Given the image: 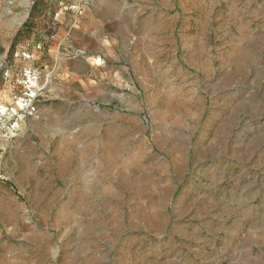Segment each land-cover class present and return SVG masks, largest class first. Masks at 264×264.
I'll return each instance as SVG.
<instances>
[{
    "label": "rangeland",
    "instance_id": "obj_1",
    "mask_svg": "<svg viewBox=\"0 0 264 264\" xmlns=\"http://www.w3.org/2000/svg\"><path fill=\"white\" fill-rule=\"evenodd\" d=\"M35 1L0 0V264H264V0H43L10 52ZM74 14L120 82L52 72Z\"/></svg>",
    "mask_w": 264,
    "mask_h": 264
},
{
    "label": "crops",
    "instance_id": "obj_2",
    "mask_svg": "<svg viewBox=\"0 0 264 264\" xmlns=\"http://www.w3.org/2000/svg\"><path fill=\"white\" fill-rule=\"evenodd\" d=\"M60 23L58 32L48 41V55L56 65L52 71L55 75L63 82L68 77L80 87L85 82H94L96 71L102 70L100 74L112 77V83L120 82L116 39L111 31H107L113 25L107 15L101 19L97 14H74L68 19L62 17ZM94 60H100L101 70L94 68ZM88 69L91 72L88 73ZM56 93L68 95L61 89Z\"/></svg>",
    "mask_w": 264,
    "mask_h": 264
},
{
    "label": "trees",
    "instance_id": "obj_3",
    "mask_svg": "<svg viewBox=\"0 0 264 264\" xmlns=\"http://www.w3.org/2000/svg\"><path fill=\"white\" fill-rule=\"evenodd\" d=\"M41 4H43V0H36L33 4V7L30 12V17L28 21L23 25L22 29L16 34L13 43L11 45L10 52H13L16 48L19 38H21L26 30L30 28V25L32 24L33 20L35 19L36 15L38 14ZM54 33L52 31L47 32V37H52Z\"/></svg>",
    "mask_w": 264,
    "mask_h": 264
},
{
    "label": "built area",
    "instance_id": "obj_4",
    "mask_svg": "<svg viewBox=\"0 0 264 264\" xmlns=\"http://www.w3.org/2000/svg\"><path fill=\"white\" fill-rule=\"evenodd\" d=\"M25 57L26 58H28V59H30L31 57L28 55H25ZM27 85H28V87L29 88H31L32 86H34L35 85V83L32 81V79L31 78H29V81H28V83H27ZM37 87V86H36ZM38 90H40L39 88H38Z\"/></svg>",
    "mask_w": 264,
    "mask_h": 264
},
{
    "label": "bare ground",
    "instance_id": "obj_5",
    "mask_svg": "<svg viewBox=\"0 0 264 264\" xmlns=\"http://www.w3.org/2000/svg\"><path fill=\"white\" fill-rule=\"evenodd\" d=\"M1 108V107H0ZM2 109V108H1Z\"/></svg>",
    "mask_w": 264,
    "mask_h": 264
}]
</instances>
